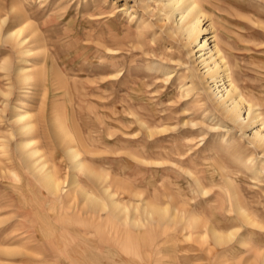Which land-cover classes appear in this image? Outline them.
Masks as SVG:
<instances>
[{
	"label": "rangeland",
	"instance_id": "374dc122",
	"mask_svg": "<svg viewBox=\"0 0 264 264\" xmlns=\"http://www.w3.org/2000/svg\"><path fill=\"white\" fill-rule=\"evenodd\" d=\"M160 4L0 0V22L8 15L0 36V264H89L83 255L93 244L127 256L117 264H145L156 235V242L167 236L173 242L156 250L153 264H264V152L250 142L255 131H264V0H201L204 29L192 43L175 27L179 12L168 18ZM21 26L24 34L9 41L6 34ZM23 37L25 45L18 42ZM210 47L220 66L217 82L209 84L206 61L215 65ZM230 82L248 101L243 126L227 119L208 88L221 95ZM25 111L31 115L25 122H36L27 133L16 120ZM58 118L89 168L77 170L78 184L98 206H87L81 190L75 197L68 181L62 183L74 170ZM25 140L58 169L60 199L48 200L38 175L23 165ZM105 186L122 206L116 216ZM230 189L255 224L230 211ZM156 206L179 207L180 214L199 219L194 233L182 219L159 235L148 218ZM126 216L140 221L135 226ZM208 226L233 235L215 245ZM133 233L140 237L137 246L124 251ZM73 249L79 251L75 260Z\"/></svg>",
	"mask_w": 264,
	"mask_h": 264
},
{
	"label": "bare ground",
	"instance_id": "6f19581e",
	"mask_svg": "<svg viewBox=\"0 0 264 264\" xmlns=\"http://www.w3.org/2000/svg\"><path fill=\"white\" fill-rule=\"evenodd\" d=\"M156 1L161 2V4L163 3L164 9L166 10L165 14H166V16L168 18H172L173 13L175 11H178L179 12L180 19L177 20V23H176V26L175 27H176V29H179L180 31L182 30V31L186 32L192 38V40H191L190 43H192V42H194V41H196V40L199 39L201 31H202V29H204V28H202L200 26L201 21H202V16L204 14L203 13V10H202V7H201L202 6L201 0H156ZM168 8H170V9H168ZM160 9L162 10V8L159 7V10ZM7 18H8V15H7V17L5 16V18L2 19L3 21L1 20L2 22H0V36L2 35V28H3L2 26H4L3 25V22L5 23ZM18 23H19V21H18ZM6 26H8V25H6ZM25 30H26L25 29V26H21L19 28H16V29L10 31L8 34H6V36H7V38H8L9 41L10 40H16L17 41L19 39V37L22 34H24ZM2 38H4V37H2ZM213 38H214V40L216 39V34L213 35ZM138 40H139V38H138ZM208 40H209V38L207 36H205L204 37V43L200 46V47H202V49L203 48H206L205 46L208 45L207 44ZM18 42H20L21 44L24 43V45H25L26 39L24 41V37H23V39H21ZM16 47H18V46H16ZM25 48H28V47H25ZM18 49H19V47H18ZM210 49H211V47H210ZM213 51H215V49H211L210 50L211 54L209 53V55H210V59L211 60H214L215 65L214 66H211L210 65L211 62L209 63V62L206 61L207 66H208V69L206 70L207 71V76H208V81L207 82H209V84L211 82H213V83H216L217 82V79L218 78H216L215 75L216 74H219L218 73V70H219V66H220V65L218 66L219 62L216 61L217 60L216 59V56H215L216 54H214ZM24 52H26V51H24ZM218 56H219V54H218ZM208 60H209V58H208ZM203 61H205V60H203ZM46 69H45V71H46ZM122 71H121V73H119V75H122L123 74ZM226 72L227 71H225V73ZM165 74H166V72H165ZM20 76H21V74H20ZM209 79H211V80H209ZM229 79H231V78H229ZM223 84H225V82ZM208 88L211 91L210 94L213 95V96H215V98H216V101H214V102H217L218 105L217 104L216 105L218 107H221L220 110L223 112L224 115H226L227 119H230L231 121L236 122V123H239V124H241L243 126L245 124L244 120L246 119V117H243L242 110H243V108L245 107V105L247 104L248 101L245 99V97L243 96V94L241 93V91H239V90L236 91V87H235V85L232 82H230L229 84H227L225 86V92L222 93L221 95H219V93H217V91L215 92L214 89H212V86H210ZM253 107H254V104L250 102L248 104V110H249L248 117L250 116ZM255 115H257V114H255ZM254 117L256 118V116H254ZM29 118H31V115H29V113L27 111L18 113L17 116H16V120L18 122H20V124H21V122H23L21 124L20 128H19L23 133L30 132L32 128L33 129L36 128V127L33 126V123L35 124L36 122H33V123L32 122H25V120L26 119H29ZM58 120H59V118H58ZM59 125H60V133H61V134L59 133V138H60V140L62 142V147L65 150V153H66L68 159L70 160V164L69 165L71 166L72 170H74V173H72V174L70 173L71 174L69 176L70 178L68 176H65L64 177V181L62 183H66L68 181L69 185H71V187H72V189H71V191H69V193L74 194L75 197L77 196L78 191L81 190L82 191V194L85 197L87 206L89 205V203L93 204L94 206H98L99 205V202H98L99 200L97 198H95L93 194L91 195V193L88 190L82 188L78 184V180H77V170L79 171V169H82V168L83 169H86V168L89 169V168L85 165L84 161L80 158L81 157V154H80L79 150L77 149L76 141L70 136V134L68 133L69 131L66 129V127L64 126V124L62 122H60V120H59ZM262 125H263V129H264V121H263V124ZM57 134H58V132H57ZM32 142L33 141H31V140H25V141L20 142L21 143L20 144L21 149L22 150H25L24 151L25 163L23 165H26L29 170L35 172L38 175V177H39L38 179H39L40 183H42L45 186V188L47 189L48 197H50V199L48 198V200L51 201L52 198L54 200L55 197H56V199H60V192L62 190V186H61V183L59 181L60 178L57 179L56 176H55V174H57L58 169L56 170V167H54L52 164H50L48 155H46L47 153L42 152L39 147H34V146L33 147H30L31 144H32ZM250 142L253 143L255 145V147L261 148L262 151L264 152V131L261 130V129L255 131L254 134L251 136V141ZM88 174H89V172H88ZM102 176H103L102 173H98V177L102 178ZM104 191H105L106 195L108 196V199H109L108 202H110V205L109 206H111L112 209H113L112 210L111 207H110V215H115V212H114L115 211V208H117L119 210V208H121L122 206L121 205L119 206V202L114 199V194L112 193V191L109 192V186H105L104 187ZM226 195L228 197L227 200L229 201L230 211L234 210L236 212L237 216L239 217V219L242 222H244V223H248V224H255L256 223L255 217H254L255 215L253 216V214H251L250 211H248L246 205L244 203H242L241 198L237 196V194L234 192L233 189H232V191L230 189V191L226 192ZM56 206H57V204H56ZM138 206H136V208ZM133 207H134V205H133ZM133 207H132V209H133ZM139 207H141V206H139ZM54 208L57 209V207H55V206H54ZM226 208H228V207L226 206ZM132 209H130V210L127 209V211L128 210L129 211H132ZM139 209H141V208H139ZM57 210H59V209H57ZM111 210H112V212H111ZM133 210H135V209H133ZM78 211H82V209L81 210L79 209ZM181 211L183 212V210L181 208H179V207H176L174 209V211L171 212V210H170L169 207H166V206H164V207H162V206L161 207L160 206H156V207H153V209L151 211L150 210L148 211V213L150 215V216L148 215L149 216L148 218H150V217L152 218L151 221H152L153 224H155V226L158 228V230L159 229H161V231L162 230H165V232L169 228H172V229L174 228L175 229L176 228L175 223H177L178 221H182V219H185L186 220V222H185L186 224H184V227L183 228L184 229H187L188 228L189 231H190V234H193L194 233L193 232V229L195 230L197 228L198 223H199V219L192 218V217H190L191 218L190 219V218H188L186 216L185 213L180 214ZM72 212H73V215H75V216H77V215L82 216V214L79 213V212H76V210H72ZM62 213H64V215H66V216H69L67 210H63ZM120 216H122V214H120ZM123 216H124V214H123ZM99 217L101 219H104L105 218V217L102 218V215H100ZM146 217H147V214H146ZM94 218L96 220L98 218V216L97 215H94ZM121 220H122V218H121ZM128 220L130 221V223H131V221H133L131 218H129V217L126 216V220L125 221H128ZM138 220L139 219L137 218L136 220L133 221V222H135V226H136V223H138L140 221V220L139 221ZM150 225L151 226H154L152 224H150ZM150 225H149V228H150ZM207 228H208V231L209 232H212V238L214 240V243H215V245H218V246L221 245L222 243H224L226 241V237L227 236L228 237H231L233 235V233H230L228 235H224L223 233L219 232L217 229H213L212 230L211 229L212 228L211 226H208ZM145 230H147V229L145 228ZM151 230H154V228L151 229ZM155 231H156V229H155ZM159 231H158V234H159ZM161 231H160V234L159 235L162 234ZM150 232H152V231L149 230V233ZM134 233L136 234V232H134ZM137 233H140V231L137 232ZM135 234L132 237L130 236L129 239L126 238L127 240L125 241V245H124V247L122 246L121 249L122 248L123 249L125 248V249H128L129 251L133 247L135 249V246H137V243L136 242L140 239V237L138 236V234L137 235H135ZM152 234H153V232H152ZM155 234H156V232H155ZM155 234H153V235H155ZM117 237H119V236H117ZM155 237L158 240V238H157L158 235H156ZM82 238H84V237H82ZM131 238H132V241L136 245L134 243H132V244L130 243ZM152 238L154 239V236ZM116 239H119V238H116ZM153 239H150L151 242H149L150 244L147 245V246L151 247V248H149V251H151L152 254L150 253L149 256L148 255L143 256L145 258V264H148V262H149V264H153L154 259L156 261H158L155 258L156 256L153 258L152 255H154V253L155 254L157 253L156 250H159L160 248H164L165 245H166V243L168 241H171V243L168 246L172 245V242H173V238L168 237V236L165 239L163 238V241L162 242H156L157 240H155V239L153 240ZM111 241H112V239H111ZM114 241H115V243H117V244L119 243L120 244V241L119 240H114ZM140 242H141V240H140ZM109 243H113V242H109ZM140 245H142V243ZM97 248H99L101 251H99ZM94 249H97L99 252H97ZM125 249H124V251H125ZM4 250L5 249H3L2 252ZM14 251H15L14 249H6L4 252L11 253V252H14ZM69 251H70V255L69 256H71V259L72 260H75V259L78 258L79 251L77 249H73V250H69ZM126 252H127V250H126ZM139 252H141V250H139ZM161 252H163V251H161ZM129 253L132 254L131 252H129ZM125 254L127 255L128 253H125ZM84 256L88 259L86 261L87 262L89 261V264H103V263L104 264H117L116 261H122V262H124V258L123 257H127L123 253H121V251L114 250V248H111L110 245L103 246V245H99V244L98 245L97 244L96 245L93 244L89 248V253L88 252L84 253L83 258H84ZM134 257H136V256H134ZM122 258H123V260H122ZM102 260H103V262H100ZM127 261H130V260L127 259ZM154 264H155V262H154Z\"/></svg>",
	"mask_w": 264,
	"mask_h": 264
}]
</instances>
